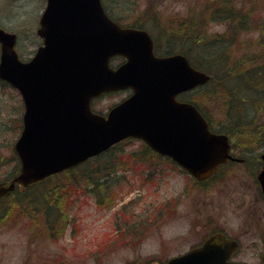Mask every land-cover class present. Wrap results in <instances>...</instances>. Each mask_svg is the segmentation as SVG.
Segmentation results:
<instances>
[{
    "label": "water",
    "instance_id": "1",
    "mask_svg": "<svg viewBox=\"0 0 264 264\" xmlns=\"http://www.w3.org/2000/svg\"><path fill=\"white\" fill-rule=\"evenodd\" d=\"M36 32L42 44L23 61L14 48L16 34L0 27V80L18 89L25 107L13 145L20 172L9 184L0 183V196L15 182L42 179L127 136L170 155L198 179L225 158L227 135L211 132L192 103L175 99L209 78L184 55L154 56L149 34L114 23L100 0H46ZM115 54L126 61L112 69ZM127 87L132 94L107 116L90 110L92 97ZM262 178L264 168V184ZM226 247L221 235L212 236L164 264H240L226 261Z\"/></svg>",
    "mask_w": 264,
    "mask_h": 264
},
{
    "label": "rangeland",
    "instance_id": "2",
    "mask_svg": "<svg viewBox=\"0 0 264 264\" xmlns=\"http://www.w3.org/2000/svg\"><path fill=\"white\" fill-rule=\"evenodd\" d=\"M259 1L261 0H255V4ZM104 2L111 7H152L163 9L167 13L174 12L177 16H184L186 21L190 19L194 22V29L202 31L210 39L223 32L227 36L234 33L227 24L212 17L210 19L212 6L210 0H104ZM234 2L237 3L234 4L236 7L245 4L243 11L254 4L252 0ZM44 5L45 0H0V27L17 34L15 49L24 60L28 59L41 43L36 29ZM262 8V5H255L254 10H258L254 12L259 14L263 11ZM203 34L200 35L204 38ZM235 34H233L235 42L230 44L233 58H242V63H246L249 61V55L260 53L258 30L242 31L237 38ZM209 50L211 48L208 46ZM125 96L126 91L105 94L94 101L93 107L97 111L105 112ZM189 97L212 119L213 127L229 126L223 96L215 98L207 89L198 88L193 90ZM260 110L263 111H258L256 127L245 128L241 133L234 132L230 134L231 138H263L262 131H256L257 127L264 129L262 125L264 108ZM22 111L23 106L17 90L0 81V180L7 178L16 170L17 159L14 156L13 143L21 129ZM147 152L140 140L131 138L117 145L110 153L90 162L91 166L108 162L111 167L107 170L113 171L112 176L122 175L124 168L131 169L128 172L124 170V181L128 182L124 184L121 192L132 187L131 191L128 194L117 193L106 198L101 204L96 201L95 190L92 193L83 190L86 185L85 183L80 185L79 177L72 180L68 176L60 175L46 180L42 185L29 186L26 189L27 197L33 198L41 193L42 195L47 193L45 194L47 200L55 202L53 187L60 185L57 186L59 190L56 193L62 201L60 203L58 201L56 206L59 209L57 218H60L61 224H54L51 229L45 224L41 214L30 213L29 210L25 212L23 210L25 204L21 206L12 204L22 195L20 190L9 195L4 206H7V209L3 214V221L0 220V264H144L154 259L165 262L175 255L174 247H179L178 250L181 252L186 243L197 237L194 229L198 228V234L202 231L200 225L203 222L202 217L195 213V208L199 207L195 202L196 196H199L198 189H188L190 196L184 198L178 196L176 205H166L158 212L159 214L148 212V216L151 217H147L148 224L139 238L133 241L130 239L113 247L110 245V237L116 234L113 219L117 207L131 198L137 199L134 206L135 214L142 212L147 205H165L166 199L170 196L172 198L173 193L178 194L185 183L186 177L181 174L169 177L168 169L160 175L146 171L152 167L149 163L152 162V157ZM157 176L161 179L158 180ZM172 177L176 180L171 179ZM66 186L72 193L63 196L61 188ZM109 200L111 203L108 204ZM120 219L123 220L124 216ZM52 232L54 236L51 235Z\"/></svg>",
    "mask_w": 264,
    "mask_h": 264
},
{
    "label": "trees",
    "instance_id": "3",
    "mask_svg": "<svg viewBox=\"0 0 264 264\" xmlns=\"http://www.w3.org/2000/svg\"><path fill=\"white\" fill-rule=\"evenodd\" d=\"M210 1L212 4L210 6V19L212 17L225 25L227 24L234 31L233 34L236 33V38L242 31H259L258 46L261 48L260 53L255 52L249 55V61L242 63V58H233L231 56L230 44L235 42L233 34L227 36L223 32L210 39L202 31L194 29V22L190 21V19L185 21V23L182 21L181 24L176 25L175 30L164 29V33L167 35L168 42H172L173 40L176 50L186 52L190 62L195 67L210 74L209 82L201 87V89H207L209 94L215 98L223 96L225 99V114L228 118L229 126L217 125L214 128L229 135L234 132L241 133L245 128L256 127L258 111H263L260 109L264 108V0L256 4L255 0H252L254 4L245 11L242 10L245 4L242 7H236L234 4L237 3L234 0ZM255 5H262L263 11L259 14L254 12L258 10H254ZM238 9L240 10L236 12L235 10ZM200 34H203L204 38ZM171 36H174V38ZM185 37L186 39L187 37L189 38V44L185 43L187 41ZM208 46L211 48L209 51ZM194 102L201 109L199 104L196 101ZM201 111L203 110L201 109ZM205 117L210 126L213 127L212 119L206 115ZM256 131H262L264 138V129L257 127ZM99 157L101 155L96 158ZM92 160L94 159H88L71 170H67L56 176L65 175L72 178V180L79 177L81 179L80 185L82 183L86 185L83 190L90 193L94 192V190L96 191V201L99 204L104 203L106 198L115 196L117 193H128L132 189L130 187L131 189L128 191L121 192L124 184L127 182V180L124 181L125 176L123 174L112 176L111 172L113 171L107 170L110 166L107 162L91 166L90 162ZM72 180L71 182H73ZM57 186L60 185L53 187L55 202L47 200L45 196L47 193H44V195L41 193L33 198L27 197L26 189L21 188L22 195L18 196V199L16 198L12 204L20 206L25 204L23 207L25 212L29 210L30 213L41 214L45 224L51 229L54 224H61L60 218H57L59 209L56 205L58 201L59 203L62 201V198L56 193L59 190ZM61 189L63 196L72 193V190H68L67 186ZM113 199L114 197L111 200L113 201ZM111 200L107 203H111ZM136 200H129L116 208V216L113 219L116 224V234L114 237H110V245L112 247L130 241V239L133 241L144 233L143 230H145L148 224L146 219L147 217H151L148 216V212L153 213V209L151 208L152 206L147 205L143 208L142 212L135 214L134 206L136 205ZM64 215L66 214L64 213ZM121 216H124L123 220L120 219ZM51 235L54 236L53 232Z\"/></svg>",
    "mask_w": 264,
    "mask_h": 264
},
{
    "label": "flooded vegetation",
    "instance_id": "4",
    "mask_svg": "<svg viewBox=\"0 0 264 264\" xmlns=\"http://www.w3.org/2000/svg\"><path fill=\"white\" fill-rule=\"evenodd\" d=\"M104 10L114 22L123 28L147 31L153 41L154 55L167 56L177 52L173 40L172 42L167 41L164 29L175 30L176 25L181 24L182 21L185 23L184 16H177L174 12L167 13L163 9L152 7L105 5ZM171 37L174 38V36ZM186 40L185 43L189 44L188 37ZM124 59L123 56H115L111 63L117 66ZM222 139L226 140L227 157L218 163L214 172L204 179L197 180L171 156L161 155L152 150L147 152L152 157V162H149L152 167L146 171L160 175L168 169L169 177L177 173L186 177L180 192L173 193L172 198L168 197L164 202L165 206L176 205L178 196L182 198L190 196L188 189L199 190V198L196 196V201L193 199L192 204L194 205L195 202L199 204L198 210L195 208V213L202 217L203 222L200 223L202 231L198 234V228H195L194 232L197 237L186 243L181 252L178 250L179 247H174L175 255L201 245L213 235H222L231 246L226 249L229 261L264 264L262 260L264 254V184L259 179L264 168V138ZM215 147L217 145L213 146ZM131 153L137 156L136 153ZM124 169L126 172L131 171L129 168ZM158 176L157 179L160 180ZM13 177L12 175L5 181H10ZM171 179L176 180L175 177ZM159 205H154V211L157 213L160 210ZM3 214L2 216L0 214V220L4 217Z\"/></svg>",
    "mask_w": 264,
    "mask_h": 264
}]
</instances>
